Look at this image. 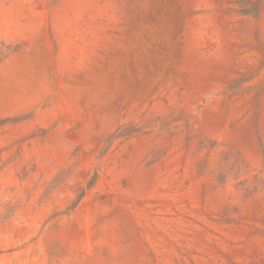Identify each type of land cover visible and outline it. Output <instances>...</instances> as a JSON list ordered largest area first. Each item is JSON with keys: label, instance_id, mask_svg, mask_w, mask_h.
I'll return each instance as SVG.
<instances>
[{"label": "rangeland", "instance_id": "rangeland-1", "mask_svg": "<svg viewBox=\"0 0 264 264\" xmlns=\"http://www.w3.org/2000/svg\"><path fill=\"white\" fill-rule=\"evenodd\" d=\"M0 264H264V0H0Z\"/></svg>", "mask_w": 264, "mask_h": 264}]
</instances>
